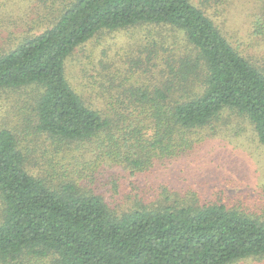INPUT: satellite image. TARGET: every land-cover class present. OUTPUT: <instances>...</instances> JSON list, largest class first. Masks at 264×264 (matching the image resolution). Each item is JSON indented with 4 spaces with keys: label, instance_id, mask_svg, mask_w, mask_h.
<instances>
[{
    "label": "trees",
    "instance_id": "16d2710c",
    "mask_svg": "<svg viewBox=\"0 0 264 264\" xmlns=\"http://www.w3.org/2000/svg\"><path fill=\"white\" fill-rule=\"evenodd\" d=\"M38 2L45 7L42 23L24 17L20 32L0 30V91H38L37 130L59 144L57 150L69 154L75 147L80 159L94 154L95 172L108 160L110 168L122 165L139 176L157 163L158 170L167 167L208 136L239 135L244 128L238 119L253 126L264 145V63L241 52L193 0ZM139 25L170 27L189 48L171 73H158L154 83L149 78L153 85L128 86L129 68L123 79L114 71L100 80L92 75L96 80L87 87L108 103L99 107L73 84L68 63L103 32ZM100 59L94 69H112ZM199 68L201 76L195 75ZM35 170L17 133L1 127L0 264H236L264 258V214L226 189L213 188L207 196L195 187L187 195L165 188L163 198H153L138 191L131 197L120 185L122 198L109 201L99 187H81L82 177Z\"/></svg>",
    "mask_w": 264,
    "mask_h": 264
},
{
    "label": "rangeland",
    "instance_id": "374dc122",
    "mask_svg": "<svg viewBox=\"0 0 264 264\" xmlns=\"http://www.w3.org/2000/svg\"><path fill=\"white\" fill-rule=\"evenodd\" d=\"M193 1L215 20L241 52L264 63V16L257 9L263 4L260 0H227L226 3ZM38 3V0H0V30L20 32L24 17L31 18L37 24L42 23L43 15H39L45 7L41 2L39 6L42 9H39ZM4 19L7 22L2 24ZM254 26L257 30H254ZM96 37L70 59L68 73L73 84L102 108L108 103L99 92H93L86 85L96 80L93 76L100 80L101 73L114 71L123 79L125 70L129 68L131 77L126 81L128 86L153 85L158 73L168 75L171 73L170 66L178 67L189 48L182 33L160 25H139L116 32H103ZM100 58L112 69L105 70V64L101 65L102 68L94 69V64L101 62ZM187 59H192V56ZM197 73L201 76L200 68L195 70V75ZM198 75L196 82L201 79ZM200 84L201 81L197 87ZM37 94L34 87L0 91V128L7 126L17 133L22 147L28 150L29 163L35 171L49 168L58 178L66 174L82 177L84 184L81 187L97 186L109 201L114 200L113 197L122 198L120 185L121 190L129 192L131 197H136L138 191L141 194L148 192L153 198H163L165 188L169 189L171 195H187L186 191L195 187L207 196L211 189L221 188L253 211L264 214V145L247 121L238 119L244 128L239 135L227 133L208 136L201 144L160 170L157 163L136 176L130 172V168L125 169L122 165L110 168L106 160L105 168L99 167L95 172L97 166L92 167L94 154L89 153L80 159L75 147L71 153L65 154V148L57 150V147H61L59 144L38 132L35 117ZM236 264H264V258Z\"/></svg>",
    "mask_w": 264,
    "mask_h": 264
}]
</instances>
